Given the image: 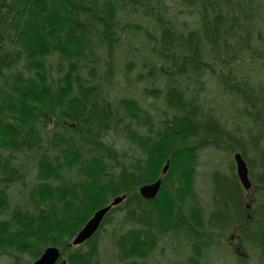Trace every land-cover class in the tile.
I'll use <instances>...</instances> for the list:
<instances>
[{"label": "trees", "instance_id": "obj_1", "mask_svg": "<svg viewBox=\"0 0 264 264\" xmlns=\"http://www.w3.org/2000/svg\"><path fill=\"white\" fill-rule=\"evenodd\" d=\"M168 238L264 264V0H0V264H160Z\"/></svg>", "mask_w": 264, "mask_h": 264}, {"label": "water", "instance_id": "obj_2", "mask_svg": "<svg viewBox=\"0 0 264 264\" xmlns=\"http://www.w3.org/2000/svg\"><path fill=\"white\" fill-rule=\"evenodd\" d=\"M234 161L236 163V170L238 178L245 190H249L252 187V182L249 176V169L246 160L240 152L234 154ZM169 169V161L163 167V173H166ZM162 185V178H158L156 181L142 185L139 188V192L142 197L152 200L156 198L160 192ZM126 198V194L116 196L113 201L98 209L94 212L92 217L84 224L73 239L71 245H80L89 240L100 228L105 216L112 209L113 206L120 204ZM61 251L56 246L47 247L43 254L32 264H57L60 259Z\"/></svg>", "mask_w": 264, "mask_h": 264}, {"label": "flooded vegetation", "instance_id": "obj_3", "mask_svg": "<svg viewBox=\"0 0 264 264\" xmlns=\"http://www.w3.org/2000/svg\"><path fill=\"white\" fill-rule=\"evenodd\" d=\"M232 237H233V235H232ZM174 242L175 243H172V241L168 238L167 242H165L164 246H162L166 253H165L164 259H163L164 262H161L160 264H180V263L170 262L171 256L178 254L177 251L173 250V249L180 250L182 248L180 239H178ZM169 244H172V245H169ZM245 255L247 256L246 253H245ZM60 262H61V260L58 263H60Z\"/></svg>", "mask_w": 264, "mask_h": 264}, {"label": "rangeland", "instance_id": "obj_4", "mask_svg": "<svg viewBox=\"0 0 264 264\" xmlns=\"http://www.w3.org/2000/svg\"><path fill=\"white\" fill-rule=\"evenodd\" d=\"M126 146H127V145H126ZM211 157H212V156H211ZM212 159H213V157H212ZM213 160H215V159H213ZM201 182L205 183V179L203 178ZM203 183H201V184H203ZM234 234H235V233H234ZM231 237H232V236H231ZM235 242H236V240H235V236L233 235L232 240H231V241H228V243L231 244L232 246H234V247L238 250V251H237V250H236V251L239 252V253H240V256L243 257L244 260H245V258H246L247 256L245 255V253H243V252L241 251L240 246H235ZM3 262H4V261H3ZM161 262H164V260L162 259ZM234 262H235V260L230 259V261L227 262V264H233ZM222 264H226V263H222Z\"/></svg>", "mask_w": 264, "mask_h": 264}]
</instances>
